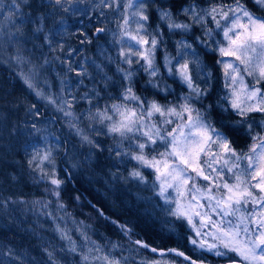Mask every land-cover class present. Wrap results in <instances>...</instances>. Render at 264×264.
<instances>
[{
  "label": "trees",
  "instance_id": "trees-1",
  "mask_svg": "<svg viewBox=\"0 0 264 264\" xmlns=\"http://www.w3.org/2000/svg\"><path fill=\"white\" fill-rule=\"evenodd\" d=\"M142 2L148 5L150 16L147 38L157 36L158 40L154 64L159 71L155 77L145 70L147 65L144 60L135 62L138 59L136 56L132 57V65L123 62L121 45L116 43L121 32L117 23L120 17L116 10L99 5V0H85L75 5L87 10L76 15L71 10L67 13L59 11L58 6L49 5V0H30L31 7L23 8L24 35L19 46V54L27 58L30 64L21 66L10 58L16 54L15 47L8 44L0 47V201H7L6 205L0 204V254H3L0 260L6 261V264H52L46 249L53 252L59 264H83L79 247L85 241L81 233H85L105 251H109L112 245H118L111 254L127 257L125 264H154L157 261L159 264H191L174 254L157 255L136 245L125 235L127 231L106 216L126 225L135 239H143L156 249H178L196 261L207 264H225L238 259L236 253L217 256L207 247L200 248L199 243L193 245L192 239L208 242L203 232L205 227H200V218L193 216V223L190 224L187 217L171 213L176 209L174 204L178 198L184 203L187 201L185 194L189 193L192 204L201 202L204 205L201 212H207L212 220L219 222L221 217L208 207L209 202L199 193L195 194L196 200L193 201V193L189 189L195 185L204 191V186L211 185L215 193L216 186L223 181L234 182V172H241L246 167V161L240 162V168L228 172L222 167L223 160H220L213 165L223 171V176L217 178L216 172H212L204 163L210 157L201 155L200 169L209 175V179L191 176L194 179L189 180L182 189L184 197L172 188L166 189L165 196L175 203L166 202L165 197L158 194L160 181L155 169L142 166L132 158L138 151L135 143L142 142L143 138L132 143L124 141L118 148V137L109 134L104 124L86 118L89 111L95 112L97 108L103 110L112 103H129L123 101L122 97L129 84L135 94L145 101V106L152 101L166 106L179 105L189 95L190 89L178 77L169 75L165 65L169 59L175 64L177 58L187 53V59L199 60L200 67L193 71L194 77L199 72V78L194 82L206 92L198 100L193 99L192 103L213 126L225 133L237 153L248 154L251 145L258 142L254 139L257 134L264 136V113H248L243 118L230 106L231 88L225 86L227 77L224 65L218 61L231 62V57L220 56L215 42L224 43L223 34L211 17H207L204 24H193L189 31L184 32L169 29L159 15L161 9H166L173 13L178 22L192 23L184 15L189 5L194 4L200 9L219 5L227 7L234 6L235 0ZM240 3L254 15L264 17V12L254 0H240ZM9 6L10 0H0V7L6 10ZM41 13L45 16V31L35 33V21ZM2 18L3 14H0ZM216 19L221 25L226 23L219 16ZM97 27H103L106 31L97 35ZM206 28L212 29L211 37L207 36ZM45 35L51 40V46L45 41ZM86 39L91 42L81 43ZM181 41L191 45V50L182 49ZM193 51L195 56L192 55ZM69 61L76 70L83 65L86 74L78 76L76 71H69ZM33 65L36 75L32 76V82L58 103L64 99L72 101L71 111L79 118L73 123L98 144V148L85 143L75 129L69 127L68 122L72 117L64 116L54 105L37 97L27 87L21 73L30 75L29 68ZM124 72H132L131 81L124 78ZM85 94L91 99V104L84 99ZM157 119L159 117L154 116L152 121ZM33 123L45 131L39 135H26L33 132L30 127ZM248 124L251 128L247 127ZM165 127L171 128L172 125ZM33 144L52 151L55 177L63 181L58 190L59 197L49 191L55 188L49 179H41L40 172L28 164L32 154L30 145ZM117 151L128 154L117 156ZM144 151L150 156L157 155L165 151V146L157 141L156 145ZM45 168L50 170L52 166L45 164ZM132 171L141 172L143 182L133 178L130 175ZM251 183L255 184L256 181L252 180ZM254 191L259 192L257 189ZM34 201L41 203L34 205ZM45 204L47 207H44ZM59 204L64 207L60 208ZM247 207L251 210L254 206L248 204ZM57 225L76 242L77 252L68 251L69 241L61 238ZM198 228L203 233L200 237L195 235ZM213 241L219 244V241ZM9 250L16 259L6 255Z\"/></svg>",
  "mask_w": 264,
  "mask_h": 264
},
{
  "label": "snow or ice",
  "instance_id": "snow-or-ice-1",
  "mask_svg": "<svg viewBox=\"0 0 264 264\" xmlns=\"http://www.w3.org/2000/svg\"><path fill=\"white\" fill-rule=\"evenodd\" d=\"M85 0H49V5L58 6L59 11L69 12L74 15L83 14L87 10H81L75 5L84 3ZM254 2L264 7V0H254ZM67 5V6H66ZM99 5L104 8L114 9L120 17L117 21L121 32L116 43L121 45V55L124 57V63L128 65L133 64V56L138 57L135 61L139 63L142 59L145 61L147 67L146 71L152 77L157 76L159 69L154 64L155 51L158 45L157 36H152L148 39L147 23L150 20L148 13V5L142 0H99ZM97 5V7H99ZM31 7L30 0H10V6L5 10L0 7V14L3 18L0 19V47L4 44L15 47L16 54L10 57L21 66L30 64L27 58L19 54V46L23 38V25L25 23V13L23 8ZM203 13V14H202ZM231 13V16H229ZM102 14V13H101ZM160 19L167 23L171 30H182L187 32L191 29L193 24H204L207 17L216 23V27L222 31L224 43L215 42L218 45V52L220 56L233 57L235 62L218 61L224 65L225 76L227 77L226 87H231V108L236 113L246 118L248 113H264V89L256 87L264 81V17H257L251 13L240 0H235L234 6L224 5L209 6L207 9H200L196 5H189L184 10V15L189 17L192 23L178 22L173 17L170 10L161 9L159 12ZM219 16L226 21L224 25L216 19ZM44 14H39L35 21L33 31L35 33H43L44 29ZM106 31L103 27H97L95 32L97 35ZM208 37L212 36V29H205ZM159 35V34H157ZM114 38L116 34H113ZM45 41L51 46V40L47 35L44 36ZM86 39L81 43H90ZM147 45V47H143ZM180 47L182 49L191 50L192 46L186 42L181 41ZM62 48V46H61ZM192 55L195 56L194 51ZM187 53L177 58L176 63L173 64L169 59L165 65L167 72L171 76L178 77L179 80L187 85L190 89L188 96L183 98V102L176 106L161 105L156 101L148 102L145 106L138 95L135 94L131 84L126 86L122 94L123 101L129 103H112L106 105L103 110L97 108L95 112L89 111L86 118L89 121H96L104 124L109 134L119 138L117 147H121L124 141L132 143L143 138L142 142H136L135 148L138 150L132 158L139 162L142 166L154 168L157 173V179L160 181L159 195L165 197L166 202L169 201L165 196L166 189L172 188L179 194L189 180L193 177L186 175V169L180 167L179 164H174L175 160L186 166H191L198 160L200 155L210 157L204 163L212 171L216 172L217 178L223 176L222 170H217L213 167L214 164L223 160V168L228 172H233L234 169L241 167L240 162L246 161V167L241 172H234L233 183L223 181L217 185V191L213 193L212 186H204L205 190L201 191L193 185L191 199L196 200V193H199L202 198L206 199L208 207L213 212L221 217L219 222L212 220L207 213L194 211L192 215L200 217V227L211 226L216 229L213 233V240L219 241L217 243L208 244L204 240L199 242L192 239L191 243L200 248L207 247L208 251L214 252L217 256H226L230 252L236 253L238 259H234L232 264H264V136L257 134L254 138L256 143L250 147L248 154H238L235 148L232 147L231 141L223 131L213 126L203 115L200 109L196 108L192 101L198 100L200 97L206 95L197 84L195 79L199 78V72L196 77L193 76L194 69L200 67L198 58L189 60L186 58ZM47 63V61H45ZM64 62V61H62ZM69 64V71H76L78 76L86 74V68L81 65L79 70L71 67ZM94 63V62H93ZM143 66V65H142ZM30 75L21 73L24 83L29 89H32L36 96L46 100L48 103L54 105L56 110L63 113L64 116L72 117L69 127L75 129L76 134L87 144L93 147H99L88 135L84 134L82 129L78 128L73 121L78 120L71 108L72 101L64 99L58 103L52 96H46L41 89H38L32 82V76L36 75L35 66H30ZM132 72H124V78L131 81ZM245 76H252L255 83L249 87L245 83ZM82 82V81H81ZM154 86L158 87L157 84ZM99 95V93H96ZM75 100V97H72ZM84 99L91 104V99L85 94ZM35 108V105L32 106ZM39 115V113H36ZM159 117L155 122L153 117ZM175 118V119H173ZM105 121L107 123L105 124ZM172 125L171 128L165 127ZM33 132L26 133V135H39L44 129H38L36 124H32ZM251 128V125H247ZM159 141L165 146V151L158 152L157 155H148L145 153L146 148H150ZM31 156L28 160L30 166H34L33 170L40 172V178H48L50 183L55 188L49 189L57 197H59V188L63 181L55 177V160L52 156L50 148L42 149L36 145H30ZM259 149V151H258ZM155 151V149H152ZM127 155V152L117 151L116 155ZM159 157V158H158ZM45 164L51 165L52 168L46 169ZM198 176H203L205 180L209 179V175H205L203 169L193 168ZM130 175L133 178L139 179L143 182L144 177L139 171H132ZM256 180L255 184L251 183ZM223 189V191H221ZM259 192L257 193L256 190ZM214 202V203H213ZM40 201H34L33 204H40ZM0 204H7V201H0ZM252 204L254 207L250 210L247 205ZM44 207H47L45 204ZM63 208V204H59ZM190 209L203 208L204 205L189 204ZM171 211V210H170ZM172 215L178 217L187 216L188 222L193 223L192 215H187L186 211L177 205ZM51 215V213H47ZM224 217H231L225 220ZM122 230L130 231L126 226H121ZM57 231L60 233L62 239L69 241L68 251L77 252L78 246L67 231L60 229L57 225ZM85 243L79 247L83 264H125L127 257H116L111 254L118 245H112L109 251L95 241H91L85 234L81 233ZM195 235L200 237L203 233L200 229H196ZM143 248H148L149 245L136 240L134 242ZM47 251L49 259L52 264H59L54 258L52 251ZM152 252L157 249L151 248ZM176 251V250H173ZM164 255V253H160ZM177 255L188 260L190 257L185 256L183 252H176ZM3 255V254H0ZM11 259H16L11 250L6 253ZM0 264H6V261L0 260ZM159 264V262H154ZM191 264H197L195 260Z\"/></svg>",
  "mask_w": 264,
  "mask_h": 264
},
{
  "label": "rangeland",
  "instance_id": "rangeland-1",
  "mask_svg": "<svg viewBox=\"0 0 264 264\" xmlns=\"http://www.w3.org/2000/svg\"><path fill=\"white\" fill-rule=\"evenodd\" d=\"M259 9L262 11V12H264V7H259ZM230 61L231 62H237V61H234V59H233V57H231V59H230ZM264 81H262L260 84H257L256 85V87H259V88H262V89H264V87H262V83H263ZM245 83L249 86V83H251L252 85L255 83V81H254V78L252 77V76H245ZM229 88H231V87H229ZM231 91H232V88H231ZM158 148H161V146H159ZM258 151H259V149H258ZM200 160H201V155L199 156V158H198V160L196 161V162H194V163H191V166H186L185 164H183V163H180V161L179 160H175L174 161V164H179V166L180 167H184L185 169H186V175L187 176H194V177H198V175L196 174V171H192L193 170V168H196V169H200L201 167H200V165H201V163H200ZM187 173H189V174H187ZM56 178H58V177H56ZM60 179V178H59ZM61 180V179H60ZM256 181V180H255ZM257 182V181H256ZM186 185V184H185ZM258 190V189H257ZM182 196L184 197V190H182ZM190 194L189 193H186L185 194V199L187 200L186 202H184V203H182L181 202V200H180V197L178 198V200H177V202H176V205L174 204V206H176L177 207V205H180L185 211H186V213H187V215H192V213L194 212V211H199V212H201V208H195V209H190L188 206H189V204H192L191 203V200H190ZM164 199V198H163ZM193 204H195V203H193ZM199 204H202L201 202L199 203ZM202 213V212H201ZM193 216H195V215H192V217ZM185 217H187V216H185ZM196 217H198V216H196ZM106 218L109 220V221H111V222H113L114 224H116L117 226H119L121 229H122V227L121 226H126V225H124V224H122L121 222H119V221H117V220H114V219H112V218H110V217H107L106 216ZM200 218V217H199ZM210 225L209 226H206L205 228H203V232H204V236L207 238V243L208 244H211V243H215L214 241H213V233H215L216 232V229L215 228H211L210 229ZM126 228L127 229H129L127 226H126ZM206 229V230H205ZM125 235L127 236V238H129L131 241H133V242H135L136 240H138V239H135L134 237H133V235H132V231L130 230V231H127V233L125 232ZM208 236H210V237H208ZM142 242H144L143 240H141ZM144 243H146V242H144ZM147 244V243H146ZM149 248L151 249V248H154V247H151V246H149ZM149 248H146V249H148V250H150ZM173 250H176V249H169L168 251H170V253H173V254H175V256H177V257H179V258H181V259H183V260H185V261H187V262H190V261H192V260H195V259H193L191 256H189V255H187L186 253H184L183 251H181V250H176V251H173ZM151 251V250H150ZM158 251V250H157ZM176 252H183L184 254H185V256H187V257H190V259H188V260H186V259H184V257H181V256H179V255H177L176 254ZM196 261V260H195ZM197 263H203V262H199V261H196ZM191 263V262H190ZM204 264H207V263H204Z\"/></svg>",
  "mask_w": 264,
  "mask_h": 264
},
{
  "label": "bare ground",
  "instance_id": "bare-ground-1",
  "mask_svg": "<svg viewBox=\"0 0 264 264\" xmlns=\"http://www.w3.org/2000/svg\"><path fill=\"white\" fill-rule=\"evenodd\" d=\"M197 264H204V263H197Z\"/></svg>",
  "mask_w": 264,
  "mask_h": 264
},
{
  "label": "water",
  "instance_id": "water-1",
  "mask_svg": "<svg viewBox=\"0 0 264 264\" xmlns=\"http://www.w3.org/2000/svg\"><path fill=\"white\" fill-rule=\"evenodd\" d=\"M191 262V261H190Z\"/></svg>",
  "mask_w": 264,
  "mask_h": 264
}]
</instances>
